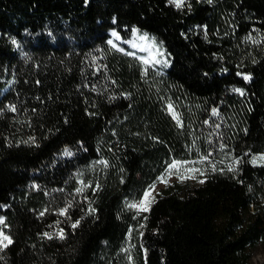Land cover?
<instances>
[{
    "label": "trees",
    "instance_id": "trees-1",
    "mask_svg": "<svg viewBox=\"0 0 264 264\" xmlns=\"http://www.w3.org/2000/svg\"><path fill=\"white\" fill-rule=\"evenodd\" d=\"M257 152L264 0H0V264H252Z\"/></svg>",
    "mask_w": 264,
    "mask_h": 264
},
{
    "label": "rangeland",
    "instance_id": "rangeland-1",
    "mask_svg": "<svg viewBox=\"0 0 264 264\" xmlns=\"http://www.w3.org/2000/svg\"><path fill=\"white\" fill-rule=\"evenodd\" d=\"M131 45L138 48L141 51V57L143 59V62L145 64L154 62L156 60H159L163 57V49L162 47L157 44L153 39L148 38L147 36L143 34H135L132 38ZM249 161L253 164H260L264 162V152H257L252 153L249 155ZM195 166L192 161H184L181 162L180 165L176 169L169 170L167 168L164 175L161 177H164L163 182L161 181V177H159L151 186L147 188V190L152 187L154 188V191L152 192V196L160 189L162 188L166 181L172 182V181H181L185 182L189 179L194 178V170L192 169ZM169 171L171 172V175H169ZM150 196L149 199L152 197ZM143 199L140 197L139 199L135 200H126L125 206L131 210V211H140L143 210L141 207H131V205L136 204L139 205L141 200ZM147 205V202H146ZM128 240L130 239L129 236L127 237ZM252 264H260L263 257V251H264V239L258 241V243L252 248Z\"/></svg>",
    "mask_w": 264,
    "mask_h": 264
},
{
    "label": "snow or ice",
    "instance_id": "snow-or-ice-1",
    "mask_svg": "<svg viewBox=\"0 0 264 264\" xmlns=\"http://www.w3.org/2000/svg\"><path fill=\"white\" fill-rule=\"evenodd\" d=\"M170 2L176 3L177 6L180 5V0H170ZM157 62H159V61H157ZM245 79H249V77H245ZM236 91H240V90L237 89ZM169 107H171V106H169ZM204 159H207V157H205ZM180 163L181 162H178V161H172L169 164L168 169L169 170L176 169L180 165ZM169 175H171L170 171H169ZM160 179L163 182L164 177H161ZM153 191H154V188H152V187H150L148 190H145V192L143 193V199L141 200L140 204L139 205L133 204V205H131V207H141L144 211H147L148 209L146 207V202L149 201V197L152 196V192ZM2 223H3V219L0 218V224H2ZM75 226L76 225L74 224L73 227H75ZM45 235H48V234L45 233ZM4 241H7L8 243H11V240L9 239V237L3 235V233L0 232V245L7 246V245L4 244Z\"/></svg>",
    "mask_w": 264,
    "mask_h": 264
}]
</instances>
